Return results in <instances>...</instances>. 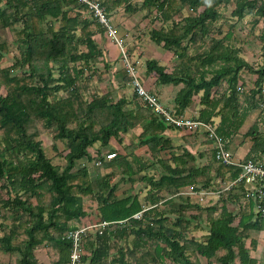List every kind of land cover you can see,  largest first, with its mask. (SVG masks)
Masks as SVG:
<instances>
[{"label": "trees", "instance_id": "16d2710c", "mask_svg": "<svg viewBox=\"0 0 264 264\" xmlns=\"http://www.w3.org/2000/svg\"><path fill=\"white\" fill-rule=\"evenodd\" d=\"M99 1L108 14L120 4L129 13L154 7L160 26L151 28L149 36L172 50L178 61L169 71L148 58L145 74L155 75L158 84L178 86L173 98L177 115L197 107L191 117L212 124L227 147L253 111L264 113V24L240 47L229 41L234 32V25H229L225 33L217 30L221 35L210 36L200 53L186 52L187 43H198L197 30L203 40L209 35V25L222 18L221 7L232 6L230 16L236 20L252 15V24L257 25L264 20L263 0ZM84 8L76 0H0V29L14 33L12 44L18 49L12 62L3 66L9 50L0 40V264H67L71 245L67 234L90 215L109 223L101 233L92 229L82 237L79 264H232L235 258L240 264H256L250 250L264 230V218L239 204L242 186L206 205L178 194L190 185L218 190L239 175L240 167L217 161L212 152L208 162L195 163L205 158V152L193 151L192 144L204 135L199 132L182 135L186 146L173 152L167 134L171 127L135 92L127 97L121 86H113L87 96L96 62L103 61L94 36L104 27ZM185 8L191 12L181 15ZM74 9L78 12L71 13ZM243 49L260 53L263 61L249 62L241 55ZM103 65L109 66L105 61ZM244 72L255 74L252 84ZM122 76L127 84L124 70ZM222 82L226 88L218 92ZM138 126V142L117 153L110 140L121 142L122 134ZM51 131L66 144V163L60 170L46 156L40 139ZM244 137L251 140L245 158L258 156L264 149V120L255 119ZM97 142L109 148H97L90 157L88 148ZM140 146L146 159L134 153ZM108 152H116L115 157L105 160ZM82 158L102 162L76 166ZM118 169L120 179L129 181L141 171L156 169V174L141 176L149 185L150 204L144 205L136 193L117 194V180H112ZM163 197L167 199L160 207ZM230 204H237L239 211L230 210ZM189 208L195 209L189 219H200V212L206 211L200 237L188 235L184 213ZM139 211L140 217L132 216ZM38 249L47 262L37 257Z\"/></svg>", "mask_w": 264, "mask_h": 264}, {"label": "rangeland", "instance_id": "374dc122", "mask_svg": "<svg viewBox=\"0 0 264 264\" xmlns=\"http://www.w3.org/2000/svg\"><path fill=\"white\" fill-rule=\"evenodd\" d=\"M138 2L141 3L142 0H133V2ZM116 9V8H115ZM114 9V10H115ZM232 9V6H228L226 8H222L221 7V11H223L222 14V18L219 19L218 21H216L214 24L209 25L208 27V31H209V35H207V37L205 38V40L201 39L200 37V31L197 30V35H198V43H187L186 45V52L188 53L187 55H194L197 53H200L199 51H202L203 48H206L210 42L209 37L213 36H219L221 35L220 33H225L227 30V27H229V25H234V31H235V35L232 36V38L229 39V41L234 44L235 46H242L243 43V39L245 38H251L253 35H256V33H258L260 31L261 25H255L252 24L253 22V16L249 15L250 20H246V21H242V20H236L235 18H232L230 16V11ZM78 10V9H77ZM77 10H73L71 11V13H75L78 12ZM123 12V10H115L114 13L116 12L117 14H119L118 12ZM142 12V13H141ZM154 7L152 6H143L142 10L139 11H134L132 14H135L133 17H137L136 21H135V25H133L132 30H128V32L130 33V35L128 36H124L123 40H124V44L125 46L128 48L127 51H129V56L131 61H133V63L136 64L137 66V70L141 73H145V61L148 58H155L157 59L161 64H164L167 69L169 71H171L176 65H177V61L178 59L174 56L173 51L172 50H167L165 49L162 45L156 44L155 42H153L149 36V31L151 28L156 27L158 28L160 26V21L157 18H154ZM191 11L187 8L184 9V11L181 13V15H186L187 13H190ZM80 13V12H79ZM81 14V13H80ZM131 14V15H132ZM178 16V17H181ZM144 17H147V20L144 19ZM110 22L112 24V26L117 30L121 31L119 24L115 21V19L113 17H111ZM233 23V24H232ZM217 30H221L220 33L217 32ZM14 33L9 29V28H5V29H0V40H4L7 45H8V50L9 52L2 58L1 62L2 65H8L10 62H12L13 58L15 55L18 54V49L15 45L12 44L13 40H14ZM207 39V41H206ZM128 45V46H127ZM242 55L244 56L245 59H247L249 62H252L254 64H257L259 62H262L263 60L260 57H256L254 54H251L249 51H247V49H243ZM101 60H98L96 62V69H97V73L94 75L95 78H99L98 81L94 82V78L93 81L91 83V87L87 92V96L89 97L93 92H102L104 90H108L111 87H113V84H115L112 81V76L110 75V70L112 68V66H107L105 67L103 64H100ZM122 58L121 55L119 54V57L114 61V67H120V65H122ZM121 70H119V77L120 80H117V85H120V83L122 82L124 84L125 82V78L124 76H122V66L120 67ZM54 74H57L56 71H54ZM244 77L246 79V81L248 83L252 84L253 79L256 77L249 75L247 72H244ZM145 77V76H144ZM97 80V79H95ZM226 88V83L222 82L219 87H218V92L223 91ZM125 93V95L127 97H131L132 92L131 90H128L126 87H123V90H121V92ZM59 95H62L63 92L60 91L58 92ZM260 117H262V119L264 120V113H260V111L256 110L253 111L247 121L243 124V126L240 128L239 132L241 133V138L243 137V133L248 129V127L250 126V124L255 120V119H259ZM217 123V118L215 119V122ZM139 133V131H131L128 134H124L123 138L125 140V144L130 143V142H138L137 140V134ZM201 133V132H199ZM203 134V133H201ZM54 132H47L46 134L42 135L40 137L41 141H42V146L44 147L45 150V154L46 156L50 157L52 160V163H55L57 168L60 170L61 167H63L66 163L65 158H64V153L66 152V144L63 140H59V139H55L54 138ZM205 136H201V144H206V140L204 138ZM209 142V140H208ZM95 148H99L101 151H106L109 146H105V145H101L100 143H95L92 147L88 148V152L89 155L91 157V154H93V151L95 150ZM145 149V148H144ZM173 152H181L182 149L180 147V145H173ZM194 152L197 150H193ZM203 152H205V158L203 159H198V161H195V163L197 164H203L208 162L209 160V156H210V150L203 148L202 146V150ZM197 154V153H196ZM141 156V158H145L147 157V155H145V153L141 152L139 154ZM85 164L86 166H92L93 162L87 159H81L77 162L76 166H80L82 164ZM191 164H193V162H191ZM136 165V164H134ZM118 174L114 175L113 180L112 181H116L117 180V194L119 196H123L126 193L132 192V193H136L140 199V201L142 203H144V205L149 204L148 201L146 200V195H147V191L149 189V185L146 184L145 182H142L141 180V176L145 173V174H156L157 171L156 169H151L148 171H141L138 174L134 175L132 177L133 181H129L127 178L121 180L120 176H121V172L120 169L117 170ZM141 192H143V194H141ZM2 193V192H1ZM223 194V193H222ZM190 196V200L193 199L194 202L198 203L199 205H206L207 203H209V201H215L217 199L215 198H211L209 195H201L199 197H194L193 195H188ZM193 196V198H192ZM164 202L159 203L158 206L162 207L164 204ZM229 209L234 211V212H238L239 208L237 206V204H230ZM245 210L248 211V207H245ZM195 213V209H186L185 210V217L188 219L186 222L188 224V235H194L196 237H200V235L204 232V230H201L200 228L203 229V226L206 224L207 222V218H206V211H202L200 212V219H194L192 217H190L189 219V215H193ZM198 214V213H197ZM172 219V218H171ZM261 240L260 241V245L259 247L252 250V254L253 255H257L260 259V261H262L264 263V235L261 234L260 236ZM246 241V245H248L249 240H245ZM36 255L39 259H41L44 262H47V257L46 255L43 253V251L41 249H38L36 251ZM5 257V256H4ZM3 257V258H4ZM204 262V260H202ZM201 261V262H202ZM169 263V262H167ZM200 263V262H199ZM205 263V262H204ZM211 264H218L215 261ZM232 264H240L238 261V258H235V260L233 261ZM260 264V263H259Z\"/></svg>", "mask_w": 264, "mask_h": 264}, {"label": "built area", "instance_id": "2783aa9c", "mask_svg": "<svg viewBox=\"0 0 264 264\" xmlns=\"http://www.w3.org/2000/svg\"><path fill=\"white\" fill-rule=\"evenodd\" d=\"M78 3L84 4V13L89 17L96 19L103 27L107 35L118 47L122 58V68L129 76V84L133 92L140 101L147 105L152 112L163 118L165 123L175 129H181L185 132L195 133L201 132L209 140V150L213 153L214 158L226 165H235L240 167V172L237 177L225 182L218 190L210 189H195L192 185L186 186L178 194L193 195L196 197L209 195L211 198L219 199L224 192L242 186L243 198L239 204L245 205L248 209H252L255 215L264 218V149L259 152V155L254 158H244L236 161L233 159L232 153L225 146L223 138L218 135L214 126L210 123L195 119L191 115H177L175 108L166 105L159 95L150 90L142 81L137 66L131 61L128 49L125 46L123 39L118 35L116 29L112 26L108 14L99 0H76ZM238 89H241L238 86ZM264 106V101L262 102ZM116 152H108L105 155V160L115 157ZM101 159L94 158L93 163L101 164ZM223 193V194H222ZM240 206V205H239ZM239 208V207H238ZM145 209V208H144ZM142 211L134 213L133 217H140ZM119 222H123L120 220ZM108 221L88 220L82 222L76 228L71 229L67 238L70 240L69 260L67 264H79L83 251L82 237L88 231L94 229L101 233L102 229L108 224Z\"/></svg>", "mask_w": 264, "mask_h": 264}, {"label": "crops", "instance_id": "0c3cea01", "mask_svg": "<svg viewBox=\"0 0 264 264\" xmlns=\"http://www.w3.org/2000/svg\"><path fill=\"white\" fill-rule=\"evenodd\" d=\"M121 9L123 10V12L120 11V12H118L119 14H117L116 12L114 13L115 10H121ZM115 10L111 11V14L110 15L119 24L121 31H119L118 29L116 31H117L118 35L121 36L122 39H123L124 36H127V35L129 36L130 35V33L128 32V30H132V27H133V25H135V21L137 20L136 19L137 17H133L135 14H132V13H129V12H125L124 11V7L121 4L119 6H117ZM144 19L147 20V17H144ZM241 20L242 21L250 20L249 15L245 16ZM259 24L261 25V28H262V26L264 24L263 18H260V20H259V22H258L257 25H259ZM234 35H235V31L233 32V36ZM94 39L98 43V46L103 50V61H105L110 67L112 66V68H111V70H110L109 73L112 76V81L115 83V84H113V86H115V87L121 86L122 88L121 87L120 88L122 90H123V87H126L128 90H131L132 91L129 82L126 84V80H125L124 84L122 82L120 83V85H117L116 84L117 83V80L118 81L120 80L119 70H121L120 67L122 66V65H120V67L119 66L118 67H114L113 66L114 65V61L119 57V54H120L118 47L110 39V37L105 32V30L102 33L95 34ZM123 42H124V40H123ZM241 55H242V53H241ZM254 55L256 57H260L261 58L260 53H256ZM100 58H102V57H100ZM103 61H101L100 64H103ZM122 70H123V68H122ZM121 74H123V71H122ZM248 74L251 75V76H254L255 75V74H251V73H248ZM140 76H141V79L144 82V84L150 90L156 92L159 95V97L161 98V100L166 105H168L170 107H174L173 106L174 105L173 98H174L175 91L178 89V86H175L173 84H158V83H156V80H155L156 79V76L153 75V74H147L146 75L145 73L143 74L141 72L140 73ZM98 77L97 78L94 77V82H96V81L99 80ZM95 79H97V80H95ZM104 91H106V90H104ZM104 91H102V92H104ZM263 91H264V82H263ZM196 108L197 107H195V106L189 108L188 111H186L183 115H191L192 113H195ZM134 130L140 132L141 127L138 126V127L134 128V129L130 130L129 132H131V131L133 132ZM129 132L124 133V134H128ZM186 133H189V132H185L184 130L175 129V128H171L170 130H167V134L172 137L173 145H176L177 144V145H180V146L181 145L182 146H186L185 145V142L183 141V138H182V135H184ZM124 134H122L121 136H124ZM240 136H241V133L240 132L237 133L236 135H234L232 138H230L228 140V145H227V148L232 153L233 159L236 160V161L243 160L246 157V155H248V153H249V151L251 149V140L249 139V137H244V138L242 137L241 138ZM199 141H200V139H199V136H198L197 142L195 144H192L194 150L201 151L202 150V146H203V148H206V149L209 148L208 147L209 146V142L203 145V144H201V141L200 142ZM125 143L126 142H125V140H124L123 137H122L121 142H119L115 138H112L110 140V142H109V144L113 148H115V151L117 153H123L124 152L123 146L126 145ZM127 144H129V143L127 142ZM96 149L97 148H95V150L93 151V154L95 153ZM141 152H143V153H145V155H147L146 152H145L144 147H142V146L136 147L134 149V153L137 154L140 158H141V156L139 154ZM203 158H200V159H203ZM142 159H146V157L145 158H142ZM141 194H143V192H141ZM192 198H193V196H192ZM165 199H167V197H163L162 200H160V202H158V204L159 203H162ZM94 219H96V216L95 215H90L89 217L88 216H85L82 219L81 222L88 221V220L90 221V220H94ZM261 234L264 235V230L263 231H260L258 233V235H257V245H256L257 248L260 245V241L259 240H261V238H260ZM250 255L257 258V263L256 264H259V263L260 264H264L262 261H260V259H259V257L257 255H253L252 254V250H250Z\"/></svg>", "mask_w": 264, "mask_h": 264}]
</instances>
